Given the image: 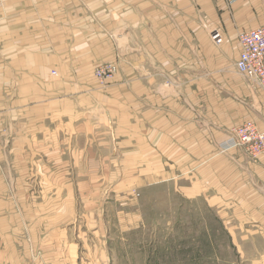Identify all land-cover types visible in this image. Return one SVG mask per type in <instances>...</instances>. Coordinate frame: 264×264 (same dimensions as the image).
Listing matches in <instances>:
<instances>
[{"label": "crops", "instance_id": "obj_1", "mask_svg": "<svg viewBox=\"0 0 264 264\" xmlns=\"http://www.w3.org/2000/svg\"><path fill=\"white\" fill-rule=\"evenodd\" d=\"M262 25L264 0H0L8 264H81L65 235L82 205L74 194L92 191L95 211V194L117 187L30 178L105 176L101 161L117 177L163 178L174 191L231 205L238 225L264 235V155L220 149L247 120L264 130V92L236 68L239 33ZM117 60L120 73L99 84L95 65Z\"/></svg>", "mask_w": 264, "mask_h": 264}, {"label": "rangeland", "instance_id": "obj_2", "mask_svg": "<svg viewBox=\"0 0 264 264\" xmlns=\"http://www.w3.org/2000/svg\"><path fill=\"white\" fill-rule=\"evenodd\" d=\"M102 62L95 65L94 75L96 66ZM116 63L119 74L121 63L118 60ZM95 79L102 85L112 80L100 81L96 75ZM231 131L225 142L231 137ZM5 147L6 152L11 150L9 144ZM232 150L252 161L264 155L251 157L243 147L223 152ZM33 163V173H36L41 165ZM101 164L106 170L98 171V174L105 173V176L66 175L59 177L58 182L57 178L40 174L30 178L31 184H56L63 180L66 185L117 187L115 191L95 194L98 202L95 211L92 210V191L74 194L79 196L82 204L79 220L72 225L65 224L71 230L72 227L75 229L65 235L75 238L70 240L72 243L79 244L77 251L81 264H264L261 229L238 225L231 205L223 208L208 205L200 196L191 197L183 190L174 191L173 184L163 178L152 183V177L131 176L132 173L117 177L118 171L111 169L113 163L101 161ZM1 166L6 172L10 161L2 162ZM5 177L3 183L10 184V178ZM11 179L16 183V178ZM8 241V234L1 236L0 264L9 263L5 256Z\"/></svg>", "mask_w": 264, "mask_h": 264}, {"label": "built area", "instance_id": "obj_3", "mask_svg": "<svg viewBox=\"0 0 264 264\" xmlns=\"http://www.w3.org/2000/svg\"><path fill=\"white\" fill-rule=\"evenodd\" d=\"M240 57L236 61L238 72L264 92V25L242 31L238 35ZM218 43L221 37H216ZM118 72L114 61L102 62L95 68L100 81L112 79ZM222 151L243 147L251 157L264 154V131L254 120H247L232 128L231 137L220 144Z\"/></svg>", "mask_w": 264, "mask_h": 264}]
</instances>
